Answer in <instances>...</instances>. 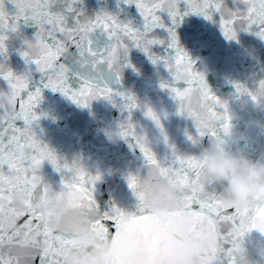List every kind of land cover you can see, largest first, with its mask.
Instances as JSON below:
<instances>
[{"label":"snow or ice","instance_id":"6c2138e0","mask_svg":"<svg viewBox=\"0 0 264 264\" xmlns=\"http://www.w3.org/2000/svg\"><path fill=\"white\" fill-rule=\"evenodd\" d=\"M124 2L136 5L139 23L121 20L108 12L91 16L80 6L83 0H0V78L7 82V88L0 89V264H63V253L80 244L64 223L70 215L91 223L102 232L104 239L126 226L136 229L115 257V264H122L124 260L132 264H187L183 242L201 233L211 237L207 251L216 259V264H242L246 235L253 230L264 233V192L256 195L251 204L237 206L230 195L220 190L216 178L204 173V151L199 155L181 154L169 144L162 123L167 112L161 115L151 106H142L135 94L119 91L95 78L81 77L79 89H73L66 76L70 69L61 62L68 48L75 45L85 63L90 62L93 68L106 63L119 78L121 60L128 62L132 47L141 49L153 63L163 62L168 69L172 82L164 81L161 87L167 88L176 100L177 112L194 122L196 134H189L188 140L198 144L207 136L211 141L230 134L229 101L210 90L205 73L197 69L196 61L180 45L173 25L180 24L183 15L189 13H199L207 19L218 13L219 19L213 22L219 24L226 39H237L242 30L264 39V0H233L231 7L226 0H184L183 14L180 0ZM9 3L14 10L9 11ZM161 12L168 13L171 24H165ZM28 20L36 23L37 31L31 38H22L24 47L18 51L30 67L17 73L6 62L7 41L13 34L20 36L21 23ZM163 28L168 31L167 41L156 31ZM97 30L110 41L103 54L92 46L90 37ZM155 45H165V53L153 52ZM170 48L175 49L174 56L168 54ZM32 65L45 78L43 87L59 91L80 106H89L93 100L104 98L127 113L121 119L122 135L130 148L139 149L143 161L136 170L125 174L136 196L131 210L112 201L101 212L94 196L96 183L102 179L99 170L90 171L79 158L67 161L38 135L36 125L45 113L39 110L43 100L40 88L29 90ZM175 81H184L187 86L177 88ZM235 89L239 96L247 95L256 104L264 103V79L255 90L240 82L235 83ZM117 96L122 98L119 104H116ZM136 109L160 130L170 152L161 156L137 136L143 124L133 118ZM18 121H23V126ZM45 161L61 174L57 186L44 180ZM157 180L187 189L182 206L196 217L193 224L180 227L172 220L161 222L151 213L146 200ZM53 192L59 194L62 202L41 207L40 196ZM10 216L14 217V223L6 225L5 220ZM19 238L31 243L23 259L15 257L11 250L14 240ZM180 255L183 260L177 259Z\"/></svg>","mask_w":264,"mask_h":264},{"label":"water","instance_id":"95a60500","mask_svg":"<svg viewBox=\"0 0 264 264\" xmlns=\"http://www.w3.org/2000/svg\"><path fill=\"white\" fill-rule=\"evenodd\" d=\"M231 7L233 0H226ZM85 11L94 16L97 12H108L121 20L140 22V15L136 5L126 4L124 0H83ZM179 8L183 14L184 0H180ZM165 24H171L167 12L159 13ZM218 13L212 19H207L199 13L183 15L182 22L175 27L180 45L187 50L191 58L196 61L197 69L203 70L210 90L216 95L227 99L229 104L237 110L238 115L232 117L231 123L238 125V135L232 148H244L252 159H256L264 151V103L250 112H241L238 109V97L235 83L245 84L255 90L259 81L264 79V39L253 32L240 31L237 39H226L217 21ZM71 23V17H69ZM157 34L168 39L166 28L157 29ZM93 48L103 54L110 43L106 34L97 30L91 34ZM153 52L163 55L165 45H155ZM168 54L175 55V49H168ZM125 60H121L122 71L117 74L106 63L98 64L95 68L91 63H85L79 50L72 45L61 57V62L70 69L67 73L69 85L79 89L82 84L81 77L95 78L99 82H106L110 87L122 92H131L139 100L147 101L162 113V123L169 138V144L175 146L178 153L199 155L207 147V136L201 138L198 144L188 140V135L196 134L195 124L191 118L177 112V102L170 95L167 88H162L164 81L172 82L171 75L163 62L153 63L139 48L132 47ZM45 78L43 77L42 80ZM177 88L186 87L184 81H175ZM43 93V100L39 110L41 115L36 125V132L41 139L48 143L55 151L67 161L79 158L86 167L95 172L99 170L102 179L97 181L94 196L100 211L107 210L112 201L121 207L131 210L136 204V196L129 188L125 179L128 171L136 170L142 164V155L139 149L129 147V143L122 139L110 142L106 139L103 128L117 122L127 115L122 113L111 100L99 98L89 106H80L59 91L39 86ZM121 97H115L116 104ZM133 118L146 124L150 131L158 129L148 120L140 109L133 112ZM155 150L161 156L170 152L168 144L161 142ZM43 177L46 182L57 186L61 174L47 161L42 165ZM261 234L257 230L246 235V241H254ZM252 259H258L252 245L246 243Z\"/></svg>","mask_w":264,"mask_h":264},{"label":"clouds","instance_id":"9594fccd","mask_svg":"<svg viewBox=\"0 0 264 264\" xmlns=\"http://www.w3.org/2000/svg\"><path fill=\"white\" fill-rule=\"evenodd\" d=\"M200 70V69H198ZM204 73L203 70H200ZM238 109L241 112H250L258 104L254 103L247 95L238 97ZM141 105L151 106L147 101H141ZM231 117L238 115L237 110L229 104ZM138 124H141L137 120ZM143 124V123H142ZM232 124V123H231ZM106 139L110 142H118L123 138L121 120L110 123L103 128ZM238 135V125L232 124L230 134L209 141L204 149L202 168L208 176L215 177L220 184V190L232 197L237 206H247L252 203L253 198L264 192V151L254 160L242 147L232 148ZM137 136L143 142L156 148L163 142V134L158 131L152 132L146 124L143 129L137 130ZM187 194L186 188H178L163 180L154 183L153 190L147 196V205L152 214L156 215L161 222L172 220L178 226L183 227L195 222L196 217L191 211H184L182 198ZM40 206L52 207L62 202L58 193L42 194ZM14 223V217H7L6 225ZM67 231L80 241L78 247L65 251L62 255L63 264H115V257L121 248L132 239L136 230L132 226H126L118 234L110 238H102V232L84 219L70 215L64 221ZM261 236L254 241H246L242 245V264H264V233L257 230ZM211 237L207 233H201L196 238H186L183 242L187 253V264H216V259L207 251ZM246 243L252 245L258 259H252ZM31 243L29 240L19 238L14 240L12 253L15 257L23 259L27 254ZM183 260V255L177 257ZM122 264H132L130 260H124Z\"/></svg>","mask_w":264,"mask_h":264}]
</instances>
